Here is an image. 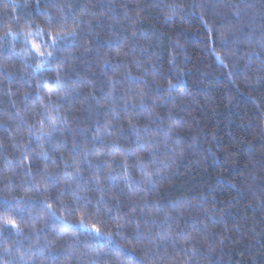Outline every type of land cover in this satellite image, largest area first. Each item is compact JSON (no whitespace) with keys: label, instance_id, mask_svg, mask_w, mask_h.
<instances>
[{"label":"trees","instance_id":"16d2710c","mask_svg":"<svg viewBox=\"0 0 264 264\" xmlns=\"http://www.w3.org/2000/svg\"><path fill=\"white\" fill-rule=\"evenodd\" d=\"M4 218L0 264H264V0H0Z\"/></svg>","mask_w":264,"mask_h":264},{"label":"snow or ice","instance_id":"6c2138e0","mask_svg":"<svg viewBox=\"0 0 264 264\" xmlns=\"http://www.w3.org/2000/svg\"><path fill=\"white\" fill-rule=\"evenodd\" d=\"M10 35L13 36V37H16V36H18L20 34L19 33H13L11 31V29H9L8 31L5 32L4 36L6 38V37H8ZM22 35L25 38V43H26V45H28V51L30 53H35V55H37V56H39V57H41V58H43L45 60L54 59L53 51H42L41 50V46L33 41V37H43L44 36V30L43 29L37 28L35 32L26 31V32H23ZM65 39H66V37L64 35H62L61 32H56L55 34H53L51 31H49L47 33V39H42V43L46 44L48 46V48H51V49L55 50L57 48V46H59L61 44V42L63 40H65ZM42 66L43 65H38V67H42ZM50 122L52 124V130L53 131H57L58 129L55 126V121H50ZM129 128H131L133 131H136V127H135V125L132 124L131 120H129ZM111 134H112L111 131H109V135H111ZM112 146H114V145H108V147H112ZM42 155L45 158H47V154L46 153L42 152ZM102 156H103L102 153H97L98 161L100 163H102L105 168L109 169V171L107 173V179H112L113 169L108 164L107 161L101 159ZM137 163L141 167V169L143 170L144 169V164H143V158L142 157H137ZM112 164L113 165H118L119 167H121L124 170L125 173L128 172V164H127V162L125 160H123V159L117 160V159L113 158ZM45 172H47V169H45ZM49 175H51V173H49ZM68 175L69 176H73V175L80 176L79 167L76 166L74 174L73 173H69ZM80 179L82 180L83 177L80 176ZM93 179H94V182L96 184H100L101 183L99 177H94ZM126 179H130V177H126ZM81 199H83V198H81ZM100 199L102 201L103 197H101ZM45 206L50 208V205H48L46 201H45ZM61 206L62 207H66V205L63 204V202H61ZM87 207H88L87 204L82 205V208L84 210H86ZM76 211H81V209H76ZM97 211H98V209H97ZM86 215L90 216L91 213H86ZM78 223L81 226L88 227L87 224L85 223V217L84 216L81 217V219L78 221ZM0 226H2L3 229L8 230V231L15 230L17 233L20 232V229H19L16 221L13 220V219L4 218L2 221H0ZM92 227H93V230H94L95 234L99 235V234L102 233L101 228L96 227L95 225H93Z\"/></svg>","mask_w":264,"mask_h":264}]
</instances>
